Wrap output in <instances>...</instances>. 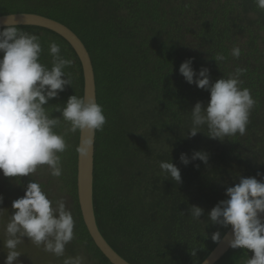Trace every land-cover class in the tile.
Masks as SVG:
<instances>
[{"label": "trees", "instance_id": "1", "mask_svg": "<svg viewBox=\"0 0 264 264\" xmlns=\"http://www.w3.org/2000/svg\"><path fill=\"white\" fill-rule=\"evenodd\" d=\"M18 12L64 24L89 53L97 103L106 117L103 130L95 133L93 171L94 214L104 239L131 264H200L217 244L211 234L219 231L222 237L230 228L208 222V212L228 198L226 188L241 177H264V10L255 0H0V15ZM18 27L40 37L41 62L49 68L50 41L74 62L65 69L72 74V87L65 86L47 107L63 106L74 94L82 96L81 65L68 42L45 28ZM235 46L241 49L238 59L231 55ZM217 54L225 59L216 64ZM188 58H193L194 70L209 69L210 82L244 70L241 87L250 90L256 104L243 136L221 142L210 139L206 128L187 136L192 107L197 101L206 105L209 99L208 91L188 84L179 73ZM156 130L164 141L153 146L148 135ZM78 134L66 137L71 147L60 154L59 178L46 166L37 170L39 181L34 174L15 178L0 173V196L8 201L0 208L11 212L8 207L19 198L17 191L32 180L46 194L48 186L56 184L68 197L75 221L76 238L67 251L83 247L91 264H111L81 217ZM194 150L206 152L207 163L197 159L182 164L180 154L191 157ZM169 160L179 168L182 183L166 179L160 169V162ZM191 205L203 209L200 220L205 223L188 214ZM252 255L250 250L231 248L216 264H244Z\"/></svg>", "mask_w": 264, "mask_h": 264}, {"label": "clouds", "instance_id": "2", "mask_svg": "<svg viewBox=\"0 0 264 264\" xmlns=\"http://www.w3.org/2000/svg\"><path fill=\"white\" fill-rule=\"evenodd\" d=\"M255 3L264 10V0H255ZM42 52L40 37L22 31L14 16L0 21V173L5 177H31L38 168L46 166L51 176L59 178L63 172L60 154L71 147L66 137L80 132L76 152L81 157L87 156L95 133L103 130L106 123L102 105L88 96L74 94L63 106L47 107L65 86L72 87V74L65 69L74 62L61 55L60 45L55 41L48 45L52 58L50 68L41 62ZM231 55L238 59L241 49L233 47ZM224 59L221 54L214 58L216 64ZM192 65L193 58H188L178 71L188 84L208 91L209 99L206 105L197 101L192 107L187 136L195 137L202 128L207 129L210 139L221 142L237 134L243 136L256 104L250 90L241 87L240 76L244 70L237 69L228 78L210 82L207 67L196 71ZM53 111L60 116L53 117ZM61 128L63 130L58 132ZM179 159L185 166L197 159L207 163L208 154L194 150L191 157L181 153ZM159 167L166 179L182 183L180 170L171 160L160 162ZM225 195L228 198L220 200L208 212V222L231 227L228 246L253 253L245 264H264V219L261 216L264 214V177L259 181L255 177H241L239 183L226 188ZM11 207L14 212L4 228L3 246L7 249L4 264H21L19 257L23 253L18 246L24 243V238L46 253L64 257L63 264H86L83 255L65 257L66 246L76 238V233L74 218L63 198L53 203L40 184L32 180L24 196L14 200ZM4 210L0 208V216ZM188 214L193 220L203 222L201 207L191 205ZM211 240L219 243L221 233L213 232ZM191 254L196 255L194 249Z\"/></svg>", "mask_w": 264, "mask_h": 264}, {"label": "water", "instance_id": "3", "mask_svg": "<svg viewBox=\"0 0 264 264\" xmlns=\"http://www.w3.org/2000/svg\"><path fill=\"white\" fill-rule=\"evenodd\" d=\"M10 15L15 17L18 26L45 28L65 39L74 50L81 65L83 75L82 96L91 97L97 102L93 66L89 53L78 36L64 24L46 16L31 12L0 15V21H3V19ZM81 135L82 134L79 132L78 145L80 143ZM94 147L95 137L94 144L92 148L89 149L87 156L81 157L77 153L76 158V191L81 217L94 244L111 264H131L122 258L108 244L96 224L93 207ZM261 216L262 219H264V214H261ZM231 233L232 230L230 227L221 237V241L214 246L211 252L200 264H205V261L207 264H216L217 261L231 249L227 243L228 239H231Z\"/></svg>", "mask_w": 264, "mask_h": 264}, {"label": "rangeland", "instance_id": "4", "mask_svg": "<svg viewBox=\"0 0 264 264\" xmlns=\"http://www.w3.org/2000/svg\"><path fill=\"white\" fill-rule=\"evenodd\" d=\"M264 34V32H263ZM148 137L150 139H153V146L159 144V141H164V138L162 136V138L160 139L159 133L158 131H153L151 135H148ZM162 144L166 145L164 142H162ZM167 146V145H166ZM41 175V172L37 171L36 173H34V177L37 181H39L38 176ZM49 189V193H47V196L50 200L53 201V203H55V201L63 198L66 204V208L70 211V203H69V199L68 197L59 192V190H57L56 188V184H52L48 186ZM26 187L22 188V191L20 192V190L17 191L19 198L24 196ZM8 199V198H7ZM8 201L5 202V199L3 200V203L6 204ZM9 209H11V212H6L4 210V214L3 216H0V264H4V260L6 258L7 255V249L4 248L3 246V241L6 238L5 237V233H4V228L7 224V222L10 219V216L13 214L14 209H12L11 206L8 207ZM25 241L24 243H22L21 245L18 246V249L23 253L20 257L19 260L21 262V264H63V260L64 257H60L57 258L55 256H53L50 253H46L45 251H43L42 247H36L34 244H32L31 241H29L27 238H24ZM70 246V244H68L66 246V250H65V257H75L77 255H83L84 257H86V264H91L89 258V254L85 251V249L83 247H78L77 250L73 251V252H68L67 248ZM245 264V263H244Z\"/></svg>", "mask_w": 264, "mask_h": 264}]
</instances>
